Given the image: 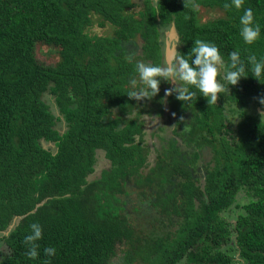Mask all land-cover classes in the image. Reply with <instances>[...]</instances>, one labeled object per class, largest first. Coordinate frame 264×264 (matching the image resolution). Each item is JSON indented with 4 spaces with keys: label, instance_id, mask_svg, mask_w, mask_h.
I'll use <instances>...</instances> for the list:
<instances>
[{
    "label": "trees",
    "instance_id": "trees-1",
    "mask_svg": "<svg viewBox=\"0 0 264 264\" xmlns=\"http://www.w3.org/2000/svg\"><path fill=\"white\" fill-rule=\"evenodd\" d=\"M193 2L225 17L202 23L184 0H141L137 18L122 15L124 0H0V233L8 231L0 264H110L118 251L121 264L137 257L140 264H264V76L256 80L249 68L211 106L194 87L190 101L165 98L163 79L150 100L127 96L136 62L164 65L161 35L171 26L184 56L199 38L217 45L225 61L234 50L245 63L249 54L264 57V0L228 11L222 5L230 0ZM249 7L261 26L251 45L239 34ZM91 14L116 27L112 37L85 33ZM39 44L58 48L56 64L37 60ZM164 105L175 129L152 161L142 112L163 116ZM205 149L212 157L198 185L196 162ZM98 151L109 168L89 180ZM240 191L244 205L236 204ZM233 206L240 210L231 223L223 215ZM152 213L170 227L176 219L174 235L139 237L135 216L150 226ZM32 223L43 229L36 259L24 255ZM45 247L56 254L45 256Z\"/></svg>",
    "mask_w": 264,
    "mask_h": 264
},
{
    "label": "clouds",
    "instance_id": "clouds-1",
    "mask_svg": "<svg viewBox=\"0 0 264 264\" xmlns=\"http://www.w3.org/2000/svg\"><path fill=\"white\" fill-rule=\"evenodd\" d=\"M245 0H230L225 2L222 7L228 11L233 7L240 10ZM191 3L194 8H199V4L193 0H184L185 7ZM189 19V17H185ZM240 36L248 44H253L261 34V26L255 22L254 11L251 7L244 10L240 16ZM177 48V47H176ZM174 49V55L170 62L165 65H154L143 61L136 62L135 70L138 79L130 80L132 86L127 96L130 99L142 101L152 99L158 95L160 90V80L163 79L168 83H175L178 87L165 90V98L176 94V99L182 102L192 100L196 92L190 91L194 87L200 96H203L209 106L216 105L221 93H229V85L236 86L240 79L247 78V70L252 76L259 81L264 76V57L259 60L255 54L247 56V63L241 59L239 50L229 53L228 61H225L219 48L212 42L202 39H196L194 46L190 49L187 56L182 55ZM135 53L129 54L126 59L132 62ZM138 84L140 87H137ZM165 101H162L164 103ZM259 103L264 105V98L259 99ZM261 120L264 121V111L260 112ZM159 119V117H153ZM183 119V118H181ZM30 233L23 239L26 247V255L29 259H36L39 255V244L37 241L42 239V226L39 223L29 225ZM56 254L55 247H45L44 255L47 257ZM43 264H50L45 260Z\"/></svg>",
    "mask_w": 264,
    "mask_h": 264
},
{
    "label": "rangeland",
    "instance_id": "rangeland-1",
    "mask_svg": "<svg viewBox=\"0 0 264 264\" xmlns=\"http://www.w3.org/2000/svg\"><path fill=\"white\" fill-rule=\"evenodd\" d=\"M127 1L129 3V6L126 7V9L123 10L122 15H133L134 18H137V14H138V10L139 7L141 6V0H124ZM156 0H154L155 2ZM136 5V6H134ZM198 10V19L200 22H206L212 19H221L224 18L225 15L224 13L215 8V9H208V8H204L202 6H199V8H196ZM90 21L91 24L89 27L86 28L85 33L88 34L90 37L93 36H102L104 38H110L113 36V32L116 30L115 26L109 25L108 22H105L104 18L91 14L90 15ZM101 21V22H100ZM101 23L98 25V23ZM103 22L105 23L104 26H102ZM161 39L163 42V48L162 50H164V56H165V60L164 65L167 64L168 62H170L173 58L174 55V49L177 46V36L175 33V29L173 28V26H171L168 30H164L162 35H161ZM135 42L141 46L143 44V42L140 40L139 37H137L135 39ZM134 47L132 45V49H134ZM36 58L39 62H42L44 64H56L59 60V50L56 47H52V46H46V45H42L39 44L36 47ZM112 64L115 65V63H113V61H111ZM130 80V79H129ZM126 82V81H125ZM126 86L128 87V92L133 90L131 84H126ZM179 85L175 84V83H169L168 86L164 87V93L166 89H170L173 87H178ZM43 100L46 102V104L49 105L50 110L56 115L58 116V110L56 109L55 105H54V100L53 98L49 95V94H44L43 95ZM155 107H153L152 109H154ZM147 109H151V103L148 101V106L143 108V111H147ZM164 115L163 116H158V115H151V114H147L146 112H142V121L144 123V127H143V142L144 144L149 147L150 150V155H149V159L153 161V159L155 158V153L157 151H162L165 147H166V141L173 136V130L175 129V125H174V117L170 114V110L167 107V105H164ZM153 117H159V119L157 118H153ZM232 119V126L235 127L237 122H238V118H236L234 115L231 116ZM56 128L60 131V132H64L66 130V127L64 125L63 122H59L57 123ZM223 135L227 136L226 131H223ZM44 148H47L49 145L48 144H43ZM200 153V157L198 159V161L196 162V166L198 167L197 170V184L198 185H203L204 183V179H203V175H204V168L211 162V150L210 149H205ZM109 168V162L104 158V154L101 151L97 152V163L95 165V173L89 176V180L97 178L100 176V173ZM132 199H136V194L132 193L131 197ZM237 200H236V204L239 205H244L248 199L245 196V193H243L242 191H240L237 196H236ZM240 209H237L235 206H233L231 208V212L228 211L226 213H224V217H226L231 223L234 222V218L236 216V213L239 211ZM155 215V214H154ZM149 216L147 215V218ZM136 218V229L139 231L138 232V236L142 237V236H147V238L149 237H153V236H158L162 239H164L166 236H168L169 234L174 235V231L176 229L175 226H177V220L175 219L172 223V227H170L171 225L168 224V222L163 221L161 222L159 219L160 217L158 215H155L153 217V213H152V218L157 219V220H153L150 221V226H148V222L146 221V217L145 216H135ZM17 221V220H15ZM16 223V222H15ZM13 223V224H15ZM13 224L11 226H13ZM174 225V226H173ZM8 231L4 232V233H0V239L2 237V235H7ZM141 247V243L136 244V248ZM135 248V250H136ZM138 250L141 252L142 249L138 248ZM139 253V252H138ZM3 254H8V249L5 246L4 242L1 240L0 241V258L3 256ZM122 258V254L120 251H118L116 257L113 258V260L111 261L110 264H121L123 262ZM139 257H137L133 263L134 264H140L139 261ZM179 264H184V261L180 262Z\"/></svg>",
    "mask_w": 264,
    "mask_h": 264
},
{
    "label": "water",
    "instance_id": "water-1",
    "mask_svg": "<svg viewBox=\"0 0 264 264\" xmlns=\"http://www.w3.org/2000/svg\"><path fill=\"white\" fill-rule=\"evenodd\" d=\"M16 220H19V219H16Z\"/></svg>",
    "mask_w": 264,
    "mask_h": 264
}]
</instances>
